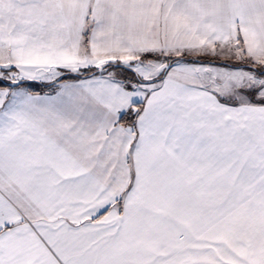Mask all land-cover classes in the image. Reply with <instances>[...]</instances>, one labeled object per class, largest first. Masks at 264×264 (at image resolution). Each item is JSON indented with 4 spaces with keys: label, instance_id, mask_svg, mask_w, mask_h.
Wrapping results in <instances>:
<instances>
[{
    "label": "snow or ice",
    "instance_id": "snow-or-ice-1",
    "mask_svg": "<svg viewBox=\"0 0 264 264\" xmlns=\"http://www.w3.org/2000/svg\"><path fill=\"white\" fill-rule=\"evenodd\" d=\"M0 264H264V0H0Z\"/></svg>",
    "mask_w": 264,
    "mask_h": 264
}]
</instances>
